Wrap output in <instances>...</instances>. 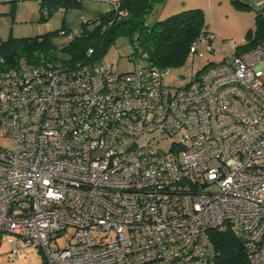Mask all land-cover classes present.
Returning a JSON list of instances; mask_svg holds the SVG:
<instances>
[{
    "label": "built area",
    "instance_id": "2783aa9c",
    "mask_svg": "<svg viewBox=\"0 0 264 264\" xmlns=\"http://www.w3.org/2000/svg\"><path fill=\"white\" fill-rule=\"evenodd\" d=\"M213 38L200 33L189 56L213 53ZM228 45L180 87L152 63L118 72L21 58L0 72V236L12 255L215 264L211 233L228 231L264 264V40ZM68 228L69 243L52 246Z\"/></svg>",
    "mask_w": 264,
    "mask_h": 264
},
{
    "label": "trees",
    "instance_id": "16d2710c",
    "mask_svg": "<svg viewBox=\"0 0 264 264\" xmlns=\"http://www.w3.org/2000/svg\"><path fill=\"white\" fill-rule=\"evenodd\" d=\"M161 1L163 0H117L108 12L82 23L79 26L80 33L63 42L60 47L53 42V37L59 35V30L0 40V72L13 67L21 58L30 62L48 58L63 64L78 61L99 63L120 36L128 38L134 55L141 57V54L147 53L148 63L163 68L181 66L189 56L192 40L206 31L203 28L202 11L197 8L183 10L148 25L146 16L154 4ZM77 6V0H39L42 16L55 12L59 7L67 9ZM44 9L46 12H43ZM261 40H264V10L256 14L255 35H251L241 49L250 48ZM89 47L94 52L87 56ZM58 51L65 57H59ZM211 237L218 253L215 264H249L240 243L230 232H212Z\"/></svg>",
    "mask_w": 264,
    "mask_h": 264
},
{
    "label": "rangeland",
    "instance_id": "374dc122",
    "mask_svg": "<svg viewBox=\"0 0 264 264\" xmlns=\"http://www.w3.org/2000/svg\"><path fill=\"white\" fill-rule=\"evenodd\" d=\"M14 8L8 10L9 6ZM200 9L204 18V30L213 33L212 46L214 52L206 51L202 57L188 56L181 66L168 68L164 83L172 87L186 84L193 73L209 62L223 60L224 42H228L229 53L243 48L251 35L256 31V14L264 10V0H163L154 4L146 16V23L152 25L172 14L188 9ZM11 9V8H10ZM61 28V15H41L39 0H12L0 3V40L8 38L30 37L38 34L55 32ZM66 41L65 36L55 35L53 42L60 47ZM59 57H65L58 51ZM105 67L111 66L114 71H130L136 66L148 64V60L133 54V48L126 36L118 37L102 56L100 62ZM8 143V140H0ZM167 150L170 141L167 139L157 143ZM73 229L68 228L57 236L51 245L63 248L69 243ZM0 264H47L44 255L38 249H28L15 258L5 237L0 236Z\"/></svg>",
    "mask_w": 264,
    "mask_h": 264
},
{
    "label": "crops",
    "instance_id": "0c3cea01",
    "mask_svg": "<svg viewBox=\"0 0 264 264\" xmlns=\"http://www.w3.org/2000/svg\"><path fill=\"white\" fill-rule=\"evenodd\" d=\"M12 0H0L2 2H11ZM14 1V0H13ZM79 6L64 9L59 7L55 14L61 15V27L75 28L82 23L90 21L98 15L108 12L112 9L117 0H77ZM9 6L8 10L15 9ZM11 8V9H10Z\"/></svg>",
    "mask_w": 264,
    "mask_h": 264
}]
</instances>
